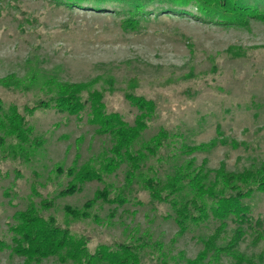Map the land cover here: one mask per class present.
<instances>
[{
    "label": "rangeland",
    "instance_id": "obj_1",
    "mask_svg": "<svg viewBox=\"0 0 264 264\" xmlns=\"http://www.w3.org/2000/svg\"><path fill=\"white\" fill-rule=\"evenodd\" d=\"M88 6L0 0V99L4 112L17 106L31 129L24 145L0 129V237L11 244L15 214L34 203L45 217L89 238L91 253L101 245L131 243L144 246L142 264H186L203 250V240L214 234L219 222L190 226L181 234L174 220L166 219L173 214L169 206L150 198L140 176L127 185L126 165L103 183H87L74 195L61 197L71 181L68 170L84 164L98 168L114 141L90 125L89 107L79 115L53 108L28 113L27 108L54 97L53 82L65 83L81 86L84 100L101 93L106 111L119 113L133 125L140 112L128 96L142 97L156 109L136 149L166 132L164 146L143 169L146 175L165 181L191 161L194 169L206 171L260 168L264 22L219 26L169 14L163 11L167 5L156 3L148 7L153 14L139 17L133 29L120 5L108 4L99 11ZM215 140L217 146L209 149ZM199 146L207 147L187 152ZM106 187L111 196L127 188L130 202L123 207L98 202L88 217L79 219L67 214L66 207L86 210L96 192ZM46 201L53 205L42 210ZM247 204L254 218L264 219V193ZM236 227L229 222L220 245L228 243ZM255 238L250 232L239 251L264 264V241ZM0 264H24V259L6 250L0 253ZM40 264L63 263L50 258ZM222 264L235 261L223 256Z\"/></svg>",
    "mask_w": 264,
    "mask_h": 264
},
{
    "label": "trees",
    "instance_id": "obj_2",
    "mask_svg": "<svg viewBox=\"0 0 264 264\" xmlns=\"http://www.w3.org/2000/svg\"><path fill=\"white\" fill-rule=\"evenodd\" d=\"M70 8L84 7L88 4L94 10L107 9L105 5L117 4L125 9L128 15L125 23L131 28L137 27L139 17L152 15L148 7L156 3L168 7L163 10L169 14L192 16L197 20L219 26H248L252 20L264 22V0H55ZM194 8L196 12L188 10ZM57 92L54 97L40 101L38 105L27 108L33 113L39 108H53L60 113L79 115L88 107L90 125L96 126L100 135L112 137L114 145L96 168L92 164L74 166L67 172L71 181L60 193L61 197L74 195L82 186L91 182L103 183L108 175L114 174L120 167H128L127 185L134 183L140 176L144 188L153 201L169 206L173 219L180 233H185L190 226H200L211 220L219 222L214 234L203 240V250L186 264H222L223 256H228L235 264H259L246 259L239 251V245L251 232L256 235L255 241H264V219L254 218L247 200L257 193H264V164L260 168H250L241 172L227 171L225 167L217 171H206L204 167L194 169V162L179 168L173 175L162 181L154 174L146 175L143 169L150 157L156 156L164 146L166 132L138 144L149 129V121L155 113V104L142 97L129 95L128 100L140 114L135 123L130 125L117 112H107L101 93H91L86 100L82 97L83 88L65 83H52ZM4 103L0 99V129L6 136L14 137L20 145L28 144L30 128L18 107L10 106L4 112ZM215 140L208 145L214 149ZM226 144V142H222ZM207 146L188 148V153H195ZM23 149V148H22ZM62 172V169H58ZM98 202L123 207L130 202L127 188L111 196L108 187L98 190L86 205L84 211L66 207L69 216L75 219L88 217L90 210ZM53 204L43 202L41 209H49ZM15 224L11 226L12 234L9 244L0 237V253L11 250L24 259V264H40L44 260L57 258L63 264H142L143 245L117 243L114 247L99 246L94 253L89 251V238L74 235L69 228H63L53 217L41 214L37 205L31 203L27 209L14 216ZM229 222L237 227L226 245H220L223 233ZM263 258H260V263ZM262 264V263H261Z\"/></svg>",
    "mask_w": 264,
    "mask_h": 264
}]
</instances>
